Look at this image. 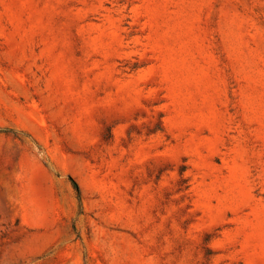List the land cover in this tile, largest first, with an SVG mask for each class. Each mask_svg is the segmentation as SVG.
<instances>
[{"label":"rangeland","instance_id":"374dc122","mask_svg":"<svg viewBox=\"0 0 264 264\" xmlns=\"http://www.w3.org/2000/svg\"><path fill=\"white\" fill-rule=\"evenodd\" d=\"M0 128V264H264V0H0Z\"/></svg>","mask_w":264,"mask_h":264},{"label":"trees","instance_id":"16d2710c","mask_svg":"<svg viewBox=\"0 0 264 264\" xmlns=\"http://www.w3.org/2000/svg\"><path fill=\"white\" fill-rule=\"evenodd\" d=\"M0 132L9 133V132H12V131L10 129H7V128H0ZM76 189L78 190L77 185H76Z\"/></svg>","mask_w":264,"mask_h":264}]
</instances>
